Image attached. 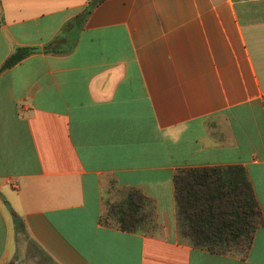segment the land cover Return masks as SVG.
Wrapping results in <instances>:
<instances>
[{
  "label": "crops",
  "instance_id": "crops-1",
  "mask_svg": "<svg viewBox=\"0 0 264 264\" xmlns=\"http://www.w3.org/2000/svg\"><path fill=\"white\" fill-rule=\"evenodd\" d=\"M87 1L0 0V63L37 47L0 69V264L5 198L30 262L264 264V0ZM215 164L245 168L261 212L243 256L176 228L174 170Z\"/></svg>",
  "mask_w": 264,
  "mask_h": 264
},
{
  "label": "trees",
  "instance_id": "trees-1",
  "mask_svg": "<svg viewBox=\"0 0 264 264\" xmlns=\"http://www.w3.org/2000/svg\"><path fill=\"white\" fill-rule=\"evenodd\" d=\"M99 1L88 0L81 14L88 13ZM51 44L42 48L52 50ZM36 49L31 45L16 46L0 63V69ZM172 183L176 228L190 245L216 253L246 254L262 217L241 164L179 167L172 174ZM143 200L138 190L128 191L125 205L116 211L119 228L133 230L139 225ZM12 218L15 229L22 230L23 223L14 212Z\"/></svg>",
  "mask_w": 264,
  "mask_h": 264
},
{
  "label": "rangeland",
  "instance_id": "rangeland-1",
  "mask_svg": "<svg viewBox=\"0 0 264 264\" xmlns=\"http://www.w3.org/2000/svg\"><path fill=\"white\" fill-rule=\"evenodd\" d=\"M13 194V193H12ZM4 198V197H3ZM15 198L13 200H10L8 198H5V201H2L3 208H4V214L7 217L8 221V230L6 233V243L5 247L7 249V257L3 261L4 263L9 261L10 259H13L12 264H50L46 260L43 259H32L31 262L28 259V256L24 253V250L21 251L23 238L21 234H19V237L16 239L14 236V229L12 226V214L17 213V208L15 204ZM5 233L0 228V237L3 236ZM0 244V248H1ZM16 262V263H15ZM6 264V263H5ZM10 264V263H7Z\"/></svg>",
  "mask_w": 264,
  "mask_h": 264
},
{
  "label": "clouds",
  "instance_id": "clouds-1",
  "mask_svg": "<svg viewBox=\"0 0 264 264\" xmlns=\"http://www.w3.org/2000/svg\"><path fill=\"white\" fill-rule=\"evenodd\" d=\"M182 130H183V126H181L180 131H182ZM178 140H179V136H177V137L174 138V142H178Z\"/></svg>",
  "mask_w": 264,
  "mask_h": 264
}]
</instances>
